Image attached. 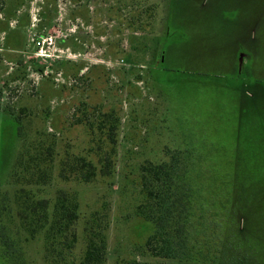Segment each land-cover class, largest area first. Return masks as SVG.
<instances>
[{"label":"rangeland","instance_id":"rangeland-1","mask_svg":"<svg viewBox=\"0 0 264 264\" xmlns=\"http://www.w3.org/2000/svg\"><path fill=\"white\" fill-rule=\"evenodd\" d=\"M0 28L19 32L26 51L0 53V226L22 264H47L51 219L31 226L42 212L27 206L45 199L50 214L59 191L78 205L59 264H79L97 223L103 264L156 263L144 248L151 226L136 214L139 167L166 161L190 134L252 192L245 232L264 264V0H0ZM39 35L76 57L37 60L29 39ZM74 156L95 167L92 182L60 176ZM9 254L0 248V264Z\"/></svg>","mask_w":264,"mask_h":264},{"label":"trees","instance_id":"trees-1","mask_svg":"<svg viewBox=\"0 0 264 264\" xmlns=\"http://www.w3.org/2000/svg\"><path fill=\"white\" fill-rule=\"evenodd\" d=\"M104 125L105 122L101 123L99 128ZM110 125L107 138L113 143L115 127ZM201 145L190 134L184 149L170 151L166 161H147L140 165L142 198L136 206V214L151 226L150 236L144 243L145 251L157 260L153 264H258L254 245H250L253 234L245 232L247 217L256 204L250 198L252 192H245V184H234L232 170L213 167L210 155ZM110 160L109 156L101 158L99 173L102 176L110 175ZM64 172L85 183L92 182L96 176L95 167L77 156L62 162L61 177ZM47 207L45 199L30 203L29 215L35 216L38 211L42 214L36 215L34 224H29L40 226L42 220L51 219V242L46 248L45 261L59 264L76 240L78 205L59 191L50 214ZM104 229L98 223L88 227L79 264H103ZM29 232L34 235L36 229L32 227ZM17 245L0 226V248L11 253L3 256L11 260L7 264H22ZM125 264L150 263L130 260Z\"/></svg>","mask_w":264,"mask_h":264},{"label":"built area","instance_id":"built-area-1","mask_svg":"<svg viewBox=\"0 0 264 264\" xmlns=\"http://www.w3.org/2000/svg\"><path fill=\"white\" fill-rule=\"evenodd\" d=\"M32 44L34 46L33 56L38 60L48 61L49 59H70L76 57L68 49L60 47L56 42L55 37L52 35H39L37 37H31Z\"/></svg>","mask_w":264,"mask_h":264},{"label":"crops","instance_id":"crops-1","mask_svg":"<svg viewBox=\"0 0 264 264\" xmlns=\"http://www.w3.org/2000/svg\"><path fill=\"white\" fill-rule=\"evenodd\" d=\"M17 18H18V16L17 15H15ZM19 24L21 23V22H18ZM19 24H17V27H18V25ZM9 28H11V27H9ZM9 28H6V29H2V28H0V44H1V47H0V53L2 54V55H5V56H9V55H15L16 57L18 56H20V55H22L23 53H26V51H24L23 49H19V32H17V33H15V34H13V36H10V33H9ZM30 28V27H29ZM28 28V29H29ZM8 31V32H7ZM16 31V30H15ZM29 41H31L30 39H29ZM32 42V41H31ZM34 50V47H33V49L31 50V54H32V56H33V51ZM28 53V52H27ZM32 58V57H31ZM28 69H29V71H30V74L31 75H35V74H37L38 72H36V71H33L32 69H30L31 67H30V65H28V67H27ZM45 71H47V69H46V67H45V69H44V72Z\"/></svg>","mask_w":264,"mask_h":264}]
</instances>
